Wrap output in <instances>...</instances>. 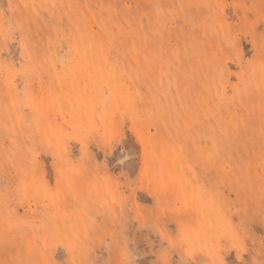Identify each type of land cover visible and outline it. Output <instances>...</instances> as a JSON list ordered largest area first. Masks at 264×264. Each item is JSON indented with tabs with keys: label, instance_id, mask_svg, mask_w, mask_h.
Instances as JSON below:
<instances>
[{
	"label": "rangeland",
	"instance_id": "obj_1",
	"mask_svg": "<svg viewBox=\"0 0 264 264\" xmlns=\"http://www.w3.org/2000/svg\"><path fill=\"white\" fill-rule=\"evenodd\" d=\"M0 264H264V0H0Z\"/></svg>",
	"mask_w": 264,
	"mask_h": 264
}]
</instances>
